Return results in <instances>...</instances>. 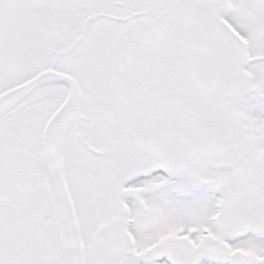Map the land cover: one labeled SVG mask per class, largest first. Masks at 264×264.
<instances>
[{"label": "snow or ice", "instance_id": "snow-or-ice-1", "mask_svg": "<svg viewBox=\"0 0 264 264\" xmlns=\"http://www.w3.org/2000/svg\"><path fill=\"white\" fill-rule=\"evenodd\" d=\"M0 264H264V0H0Z\"/></svg>", "mask_w": 264, "mask_h": 264}]
</instances>
